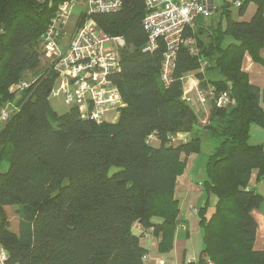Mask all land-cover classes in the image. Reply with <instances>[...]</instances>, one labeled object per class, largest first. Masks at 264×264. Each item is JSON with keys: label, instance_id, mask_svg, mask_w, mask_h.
<instances>
[{"label": "trees", "instance_id": "16d2710c", "mask_svg": "<svg viewBox=\"0 0 264 264\" xmlns=\"http://www.w3.org/2000/svg\"><path fill=\"white\" fill-rule=\"evenodd\" d=\"M67 0H0V107L16 110L0 123V244L6 264H144L147 251L134 234H161L159 252L172 249L179 222L176 180L202 136L216 141L203 166L204 204L197 209L202 249L196 262L264 264L255 251L257 224L251 215L264 199L250 187L264 179V150L249 143V129H264L261 92L242 69L244 56L260 62L264 47V0H239V12L253 4L249 21H234L223 6L225 25L187 26L171 81L160 80L165 45L144 52V0H123L113 13L91 15L99 29L122 37L120 70L110 75L123 106L113 123L81 118L76 107L56 111L49 96L57 80L42 67L41 35ZM88 16L81 12L77 25ZM38 71V73H36ZM214 89L202 123L182 99L184 79ZM34 77V80L30 79ZM25 82L23 90L11 88ZM229 92L234 104L217 107ZM178 135H186L178 139ZM6 207H15L14 232Z\"/></svg>", "mask_w": 264, "mask_h": 264}, {"label": "built area", "instance_id": "2783aa9c", "mask_svg": "<svg viewBox=\"0 0 264 264\" xmlns=\"http://www.w3.org/2000/svg\"><path fill=\"white\" fill-rule=\"evenodd\" d=\"M122 3L123 0H86L82 12L88 18L77 25L61 51L60 41L65 21L73 7L72 0L64 1L58 6L56 16L41 35L43 56L52 61L51 68L58 76L57 88H52L49 97L61 96L65 106L76 107L81 118L97 124L106 121L108 113L118 112L123 106L118 88L111 81L110 75L120 70L118 49L124 45V41L122 37H111L102 32L90 16L116 12ZM144 3L147 13L142 24L147 32V41L143 51L152 52L160 40L164 43L160 80L164 85H168L175 67L177 50L180 45L190 43L183 37L185 28L192 26L199 16L210 15L211 2L144 0ZM235 5L240 7L241 2L238 0ZM27 86V83L20 82L11 88V91L23 90ZM195 94L200 105L204 106L208 100L215 97L213 87L207 90L196 87ZM182 99L187 103L191 101L184 92ZM215 104L217 107H229L234 104V99L229 92H222L216 97ZM13 110L16 109L10 103L1 106L0 123L6 122ZM179 136L178 139L181 138ZM7 260L8 253L0 244V264H6Z\"/></svg>", "mask_w": 264, "mask_h": 264}, {"label": "crops", "instance_id": "0c3cea01", "mask_svg": "<svg viewBox=\"0 0 264 264\" xmlns=\"http://www.w3.org/2000/svg\"><path fill=\"white\" fill-rule=\"evenodd\" d=\"M72 1L73 7L76 5H80V7L77 11H73L72 7L65 21L63 36L60 41V47L63 49L77 27L80 14L85 8L86 0ZM236 1L238 0H210L212 6L210 15L201 16L198 25L193 29L198 33L197 35L201 40L207 41L205 34H201L198 28L208 27L210 25L216 26L218 22L224 27L225 20L222 11L226 3L231 4L229 7V15L232 20L249 21L252 18L256 10L255 5H248L245 10L240 13L239 7L235 5ZM260 58L262 60L256 62L249 54H246L242 62V69L247 74L249 82L259 88L261 92V107L264 109V47L260 50ZM184 81L189 92L188 96L194 100L195 94L193 90L197 87V80L193 75L189 74L185 77ZM58 97L60 99L59 102L63 104L61 96ZM54 98L49 97L50 104L52 100H55ZM191 106L194 112L200 116L202 113L208 112L207 107L204 105L195 103ZM65 107V109L62 108L58 110L55 108V110L63 112L68 109L67 106ZM116 120L117 118L115 121ZM106 122L108 121L106 120ZM179 137H186V135H180ZM248 141L252 145H261L264 150V129L252 124L249 129ZM193 158V154L188 157L186 169L184 173L177 178L175 184L174 195L178 200L180 211L178 215L179 222L174 231L172 249L167 253H160L158 248L161 241V234L154 235L148 231L144 233V230L141 229L140 226L134 225L133 227L134 234H142L139 236V244L147 251L144 264H181L183 262L198 261L202 249V235L197 217V209L204 204L205 195L201 187L197 185L199 182L201 183L203 181L204 176L201 175L199 171H197L198 175L193 172ZM256 172V170L253 172L250 187L264 199V179L256 181ZM254 210H252L251 215L256 221L257 229L253 248L255 251H264V201L259 209L256 211Z\"/></svg>", "mask_w": 264, "mask_h": 264}, {"label": "rangeland", "instance_id": "374dc122", "mask_svg": "<svg viewBox=\"0 0 264 264\" xmlns=\"http://www.w3.org/2000/svg\"><path fill=\"white\" fill-rule=\"evenodd\" d=\"M79 7H80V5L74 6L73 7V11H77ZM60 49H61V51L63 50L62 47H60ZM51 62L52 61H50L49 59H47L45 56H42V67L39 69V71H41V69H43L44 67L51 66V64H50ZM36 73H38V71ZM32 80H34V77H32L30 79V81H32ZM185 85L186 84H184V86H183V88H184L183 89V92L186 93L187 96H188V93L189 92H188V89L186 88ZM55 88H57V83L54 85V89ZM193 92L195 94V88H194ZM189 98L191 99V101H190V104L191 105H194L195 103H197V104L200 105V103L197 100L196 94H195V98H194L195 102H194V100L191 97H189ZM54 99L55 100H52L51 101V106L54 109L56 108V109L60 110L62 108H64V109L66 108L63 104H61L59 102L60 101L59 97L58 98H54ZM207 113L208 112L202 113V115L200 116V118L202 119V123H205V121L207 119V116H206ZM117 115H118V112L117 111L110 112V113H108L106 115V120L108 122H114L115 119L117 118ZM254 125H256V124H254ZM201 136H202V140H201V144H200L199 151L197 153L193 154L194 155V158L192 160L193 161L192 170H193V172L196 175H198L197 171H199V173L201 175H203V166H204V164L206 162L207 156L213 151V148L216 145V141L214 139H212L211 137H208L205 132L201 133ZM180 139L184 140L185 138L184 137H181ZM7 167H8V162L7 161L2 162V164H0V172H4L7 169ZM197 185H198V187H201L199 184H197ZM256 210L257 209H255L254 211H256ZM6 213H7L8 219L10 221V228H11V230L14 231V232H16L17 231V227H18V215L16 213V208L15 207H6Z\"/></svg>", "mask_w": 264, "mask_h": 264}]
</instances>
